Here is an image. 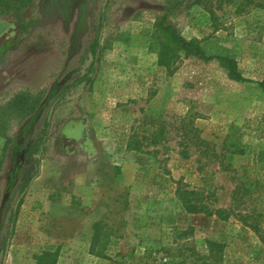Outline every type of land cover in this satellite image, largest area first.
I'll use <instances>...</instances> for the list:
<instances>
[{"label":"rangeland","instance_id":"374dc122","mask_svg":"<svg viewBox=\"0 0 264 264\" xmlns=\"http://www.w3.org/2000/svg\"><path fill=\"white\" fill-rule=\"evenodd\" d=\"M167 9L165 0H34L22 20L0 18V46L12 41L0 54V264H35L43 250L59 251L56 264H136L146 252L163 264L179 245L206 253L208 239L223 244L221 264H264V242L237 216L254 203L231 201L242 177L214 157L235 143L245 152L225 155L233 168L264 161V11L185 0L167 16L185 39L228 47L250 80L238 82L217 60L178 52L158 63L155 44L165 39L156 22ZM99 27L90 82L54 106L89 70ZM21 93L39 97L33 112L8 107ZM45 117L37 166L25 151ZM191 190L204 211L232 205V213L187 214L181 194ZM112 236L121 257L132 252L128 262L104 251Z\"/></svg>","mask_w":264,"mask_h":264},{"label":"trees","instance_id":"16d2710c","mask_svg":"<svg viewBox=\"0 0 264 264\" xmlns=\"http://www.w3.org/2000/svg\"><path fill=\"white\" fill-rule=\"evenodd\" d=\"M34 0H0V18L13 17L16 20H22V13L33 3ZM168 5L167 13L158 18L156 22V28L159 34L165 39L158 41L155 44L154 50L158 56V63L160 65H167L168 60H171L178 52H182L188 56H194L202 60H217L225 69L226 76L229 80L238 82H249L250 80L245 78L238 70L237 62L234 54L231 50L223 45H210L207 48L202 47L200 41L197 39L187 40L176 29V27L167 22V16L174 10L182 7L185 0H165ZM238 4L243 9L257 8L264 11V0H237ZM6 23L0 20V27L5 26ZM98 29L97 35L92 40L89 51L92 55V62L88 71L74 79L71 83L65 85L57 97L55 98L53 105L58 104L65 95L71 91L76 85L80 83H88L91 79L94 64L98 60V52L100 48V35ZM12 41H6L0 46V54L5 52L10 46ZM153 50V49H152ZM258 85L264 90V80L258 81ZM39 97L34 99L29 98L26 94H20L14 97L10 102L9 108H18L24 115L31 113L35 110L39 103ZM49 119L44 118L42 127L35 136L31 144L26 147L25 155L29 160L33 161L37 166L40 162V156L44 150V145L48 136ZM228 137V136H227ZM155 141V140H154ZM226 141V140H225ZM131 146L129 145V148ZM4 152L0 155V172L4 163ZM244 148L239 144H229L228 146L222 145L221 151L215 155L219 160V166L224 171H235L241 180L235 184L231 191V201L235 203L233 207H238L240 204H244L248 201L254 203L250 211L246 213H237L239 220L245 226L255 231L262 241L264 242V161L253 164H241L238 169L232 167L231 163L225 162V155L243 154ZM36 175L25 178L20 185V192H24L31 180ZM183 207L185 212L189 215L205 213L207 215L217 214L219 217L226 218L232 213L233 207L227 209H214L204 211L202 209L200 199L197 197V193L191 191H185L181 194ZM73 207H78L80 202L71 203ZM20 204H17L11 209L8 221V234H12L17 219ZM96 224L94 227L96 228ZM98 230V227H97ZM191 234V229H185L180 232V236L187 237ZM4 243V247H5ZM118 239L112 236L108 239L105 252L113 253L115 256H120L116 252ZM91 245L90 250L93 251ZM206 253L200 254L193 247L178 246L175 252L168 253V259H165L163 264H221L226 261L227 254L224 251V246L218 241L208 239L206 241ZM242 251L241 249H239ZM58 250H43L40 254L34 256L35 264H56L58 259ZM133 257L132 252L126 256L121 257V262L126 263ZM228 261V259H227ZM2 264V263H1ZM136 264H156V258L152 256L151 252H146L144 256L136 260Z\"/></svg>","mask_w":264,"mask_h":264},{"label":"water","instance_id":"95a60500","mask_svg":"<svg viewBox=\"0 0 264 264\" xmlns=\"http://www.w3.org/2000/svg\"><path fill=\"white\" fill-rule=\"evenodd\" d=\"M7 246H8V241H7V245H6V248H7ZM7 250V249H6ZM6 250H5V253H6ZM4 258H5V256H4ZM3 262H4V259H3Z\"/></svg>","mask_w":264,"mask_h":264}]
</instances>
